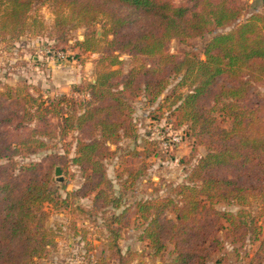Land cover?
<instances>
[{"label":"trees","instance_id":"trees-1","mask_svg":"<svg viewBox=\"0 0 264 264\" xmlns=\"http://www.w3.org/2000/svg\"><path fill=\"white\" fill-rule=\"evenodd\" d=\"M46 1L54 6L56 38L65 40L85 27L74 47L99 54L96 81L81 86L86 97L80 100L65 94L45 99L33 95L28 84L0 88V264L46 258L58 232L47 226L45 205L58 210L70 196H92L91 209L78 210L101 214L108 249L118 258L122 230L135 224L141 226V252L149 250L159 264H224L225 256L214 254L224 251L230 238L251 244L248 264H264V98L255 91L264 80V13L248 12L249 0H0V37L16 40L30 29L43 31V22L30 20V13ZM231 25L206 41L205 59L167 50L172 39L184 43ZM122 54L131 57L126 72ZM172 77L180 78L161 106L172 111L177 125L190 129L194 144L206 153L196 159L191 152L196 162L175 196L126 205L124 192L117 194L106 174L109 146L139 138L131 100L155 101ZM252 93L256 102L247 105ZM73 132L81 135L70 161L80 167L82 183L63 198L53 167L19 165L14 158L61 141L59 158L67 161L65 141ZM130 176L134 187L138 174ZM219 203L238 209L221 210L215 207Z\"/></svg>","mask_w":264,"mask_h":264},{"label":"rangeland","instance_id":"rangeland-1","mask_svg":"<svg viewBox=\"0 0 264 264\" xmlns=\"http://www.w3.org/2000/svg\"><path fill=\"white\" fill-rule=\"evenodd\" d=\"M176 4H192L191 0H171ZM54 6L50 1L35 4L30 13V20L38 18L45 26L43 31L37 33L33 29L28 30L16 40L0 37V88L6 84L14 87L20 84L30 85L29 91L33 95L41 94L43 98L67 95L76 100L84 97L85 91H81L84 83L95 78L94 62L99 58L98 53L83 52L74 47L76 41L83 39L85 27L73 29L66 39L56 38L53 30ZM263 12L264 1L256 0L248 9V12ZM243 15L241 20L246 16ZM234 25L219 27L213 33L187 40L184 43L172 39L167 44L168 52L183 55L186 52H195L198 57L205 59L204 45L213 35L230 31ZM102 33V27H97ZM50 51L47 52V51ZM124 59L123 70L129 69L131 57L122 54ZM180 77H172L170 84L162 95L155 101H148L143 96L131 100L134 107L133 122L139 133L137 139H123L116 147L109 148L112 151L106 159V174L114 183L117 194L124 192L123 199L126 205H133L136 200L156 198L161 196H175L177 187L186 183L187 171L192 167L196 159L206 153L203 145H195V138L185 124L179 126L175 122L172 111L167 106H161L162 98L170 94L176 87ZM93 82V81H92ZM255 91L264 98V80L255 84ZM255 93L246 98L247 105L255 104ZM168 104V103H166ZM226 125L225 123H223ZM81 133L73 132L65 141L69 152L68 160H61L64 155L61 141H47L52 147L41 149L36 154L15 157L19 165H30L38 162L45 166H51L53 177L59 184L63 198L67 191H73L81 186L82 176L80 167L73 164L70 159L74 156V144ZM178 135L181 141L173 144L169 140ZM196 151V159H191V152ZM148 154V156L146 155ZM191 160V161H190ZM191 162V163H190ZM60 164V175L56 176L54 168ZM56 165V166H55ZM137 172L138 178L131 186L133 172ZM62 177L63 182L58 181ZM61 183L66 185L63 190ZM91 197L80 198L70 196L67 205L60 209H54L46 204V210L50 211L47 226L58 232L56 246L46 259L35 261L34 264H159L158 258L152 257L148 252H141L143 244L139 240L141 226L131 224L123 229L120 239L121 258L115 256L108 249V236L102 223L101 214L83 213L81 208L91 209ZM215 207L237 210L238 207L227 204H217ZM85 210V209H84ZM109 212V211H108ZM134 220V215L130 217ZM264 225V223H263ZM224 238V237H223ZM226 246L221 253L214 254V258L225 256L224 264H248L247 255H250L251 244L233 243L232 239H225ZM256 246V245H255ZM253 246V248L255 247ZM137 251L136 254H127L126 250ZM171 247L169 248V250ZM140 251V252H139ZM221 254V255H220ZM164 260H169L165 253ZM212 264H215L212 262Z\"/></svg>","mask_w":264,"mask_h":264},{"label":"water","instance_id":"water-1","mask_svg":"<svg viewBox=\"0 0 264 264\" xmlns=\"http://www.w3.org/2000/svg\"><path fill=\"white\" fill-rule=\"evenodd\" d=\"M99 34H101V32H100ZM95 81H96V78L93 79V82H95ZM60 173H61V172H60V167L55 168V175H56V176H59ZM57 179H58V181H63V179H62L61 176L58 177Z\"/></svg>","mask_w":264,"mask_h":264},{"label":"built area","instance_id":"built-area-1","mask_svg":"<svg viewBox=\"0 0 264 264\" xmlns=\"http://www.w3.org/2000/svg\"><path fill=\"white\" fill-rule=\"evenodd\" d=\"M47 52L50 53L49 50H48ZM179 141H181V138H180L178 135H174V136L172 137V139L169 140V142H170V143H173V144H175V143H177V142H179Z\"/></svg>","mask_w":264,"mask_h":264},{"label":"crops","instance_id":"crops-1","mask_svg":"<svg viewBox=\"0 0 264 264\" xmlns=\"http://www.w3.org/2000/svg\"><path fill=\"white\" fill-rule=\"evenodd\" d=\"M264 1V0H263ZM249 2H250V4H254L255 2H256V0H249ZM91 81H93V80H91ZM48 257H46V259H47ZM43 259H45V258H43ZM41 260V259H40Z\"/></svg>","mask_w":264,"mask_h":264}]
</instances>
